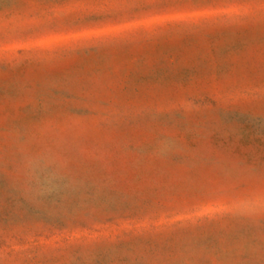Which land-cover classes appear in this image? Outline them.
<instances>
[{"label": "rangeland", "instance_id": "1", "mask_svg": "<svg viewBox=\"0 0 264 264\" xmlns=\"http://www.w3.org/2000/svg\"><path fill=\"white\" fill-rule=\"evenodd\" d=\"M0 264H264V0H0Z\"/></svg>", "mask_w": 264, "mask_h": 264}]
</instances>
